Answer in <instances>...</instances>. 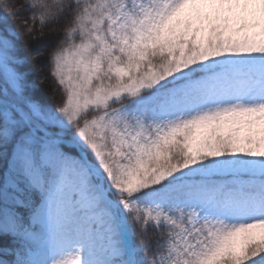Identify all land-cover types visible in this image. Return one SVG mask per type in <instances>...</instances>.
<instances>
[{
  "label": "snow or ice",
  "instance_id": "snow-or-ice-1",
  "mask_svg": "<svg viewBox=\"0 0 264 264\" xmlns=\"http://www.w3.org/2000/svg\"><path fill=\"white\" fill-rule=\"evenodd\" d=\"M0 69V264H264V0H0Z\"/></svg>",
  "mask_w": 264,
  "mask_h": 264
},
{
  "label": "trees",
  "instance_id": "trees-1",
  "mask_svg": "<svg viewBox=\"0 0 264 264\" xmlns=\"http://www.w3.org/2000/svg\"><path fill=\"white\" fill-rule=\"evenodd\" d=\"M16 23H20V21L17 20ZM59 28L60 26H57V30L53 31L52 26L49 25L44 29V37L42 39L29 40L27 44H25L27 37H24L19 42L20 51L27 55V63L22 66L21 70L26 73L28 85L33 83L36 78L40 77L39 73L35 76V72H38V69L43 65V69H39V71L42 74V79L46 80L47 78V81L41 82L32 90L30 89V93L39 101L53 96L55 84L48 74V58L50 50L59 36ZM21 30H23V28H21ZM35 30L36 34L39 36V22H37ZM37 53H39V55H37ZM4 88V72L0 69V91H3ZM0 169H2V165H0ZM0 180H2V174H0Z\"/></svg>",
  "mask_w": 264,
  "mask_h": 264
},
{
  "label": "rangeland",
  "instance_id": "rangeland-1",
  "mask_svg": "<svg viewBox=\"0 0 264 264\" xmlns=\"http://www.w3.org/2000/svg\"><path fill=\"white\" fill-rule=\"evenodd\" d=\"M17 2H19V0H17ZM28 13L27 12H23V13H21L20 14V17L17 19V20H21V19H24V20H26L27 18H28ZM37 22H39V21H37ZM29 23H31V21H29ZM60 35H61V33H59V36H58V38H57V40L60 38ZM52 50V49H51ZM51 50H50V52H51ZM49 59V58H48ZM43 67V65L41 66V68H39V69H43L42 68ZM39 69H38V72H35V76L39 73V76L40 77H38V78H36V80L33 82V83H31V84H29L28 85V91H29V93H30V89L32 90L34 87H36V85H38V84H40L41 82H43V81H47V78H46V80H43L42 79V74L40 73V71H39ZM48 74H49V64H48ZM49 77L51 78V76H50V74H49ZM52 79V78H51ZM53 81V80H52ZM53 83H54V81H53ZM55 84V83H54ZM57 86H56V84H55V88H56ZM31 94V93H30ZM32 95V94H31ZM60 99H61V96H60V93L59 92H57L56 94H55V96H52V97H50V98H47V99H44V100H41L42 102H47L48 104H50V105H52V106H55L59 101H60Z\"/></svg>",
  "mask_w": 264,
  "mask_h": 264
}]
</instances>
